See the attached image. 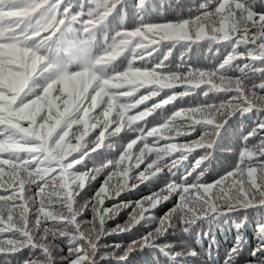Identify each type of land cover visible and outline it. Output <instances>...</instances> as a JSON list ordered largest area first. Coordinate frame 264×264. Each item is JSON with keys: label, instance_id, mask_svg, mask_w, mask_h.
<instances>
[{"label": "snow or ice", "instance_id": "1", "mask_svg": "<svg viewBox=\"0 0 264 264\" xmlns=\"http://www.w3.org/2000/svg\"><path fill=\"white\" fill-rule=\"evenodd\" d=\"M116 7L115 0H109L106 8L89 11L84 17L73 12L70 0H0V177L9 178L7 183H0L4 189L0 192V255L12 257L28 249L29 256L23 264H97L99 241L107 235L104 226L121 210L120 205L104 207L105 200L119 197L127 188L138 187L136 183L128 185V172L133 166L139 168L149 154L154 158L133 177L139 183L165 169L173 174L195 149H204L194 165H188L183 183L169 182L160 193L138 202L122 231L150 219L151 210L172 194L179 197V202L161 218L156 229L161 234L177 221L187 226L210 216L250 208L264 210V83H248L256 75L264 81V0H203L194 16L122 30L95 63L65 72L34 91V81L53 69L45 53L65 26L79 22L83 31L89 33L103 24ZM165 42L183 45L186 51L201 42L213 53L221 47L228 51L212 68L173 71L167 63L168 55L145 67L158 49L154 46ZM125 52L130 57L127 68L120 71L110 67ZM137 60L143 63L137 66ZM232 68L243 72L227 75ZM177 85H183L182 91L168 92L166 98L154 100L164 89ZM202 85L205 97L209 93L230 97L219 104L181 108L151 130L138 124L165 105L190 96ZM89 87L93 94L86 95ZM141 88H146V93L128 99ZM116 89L122 91H113ZM147 101L153 103L148 105ZM140 105H145L143 110L130 114ZM97 107L101 108L100 113L90 116ZM249 114L259 119L256 127L242 138L239 163L215 182H202L205 169L223 147L221 134L229 121ZM178 120L180 124L176 123ZM74 126H78L75 131ZM197 126L203 131L198 139L184 144L172 142L173 136H189ZM97 128L100 131L86 139ZM125 130L138 135L121 149L119 159L104 161L83 172L74 170L75 165L99 152L105 141ZM148 137L155 138L151 146ZM161 139L169 142L160 147ZM138 142H142V147L133 153ZM173 153L179 156L169 163L165 158ZM126 161L133 164L123 167ZM198 169L196 182H189L188 176ZM102 173L107 179L95 192L93 201L74 206L86 183ZM118 173L124 182L112 188L108 181ZM31 185L38 189V204L35 197L26 195ZM89 205L93 220L78 219ZM85 223L92 226L85 229ZM258 228L264 229V224ZM5 233L10 236L5 238ZM60 238L68 244L67 256L60 254L63 249L55 243ZM150 239H144L145 245ZM260 254L264 256V246Z\"/></svg>", "mask_w": 264, "mask_h": 264}, {"label": "trees", "instance_id": "2", "mask_svg": "<svg viewBox=\"0 0 264 264\" xmlns=\"http://www.w3.org/2000/svg\"><path fill=\"white\" fill-rule=\"evenodd\" d=\"M70 2L73 12L81 13L82 16L86 17L89 11L98 10L101 7L106 8L109 0H70ZM202 2L203 0H143V2L141 0H115L117 7L112 10L111 15L107 17L103 24L89 33L83 31V26L79 22H70L55 40L50 43L45 55L48 62L53 65V69L34 81V91L39 90L46 82L57 78L65 72L82 70L84 65L78 53L88 51L93 57H96L108 51L115 42L117 34L122 30L146 24H160L168 20L187 18L190 15L194 16L197 7ZM201 43V45L188 51L184 49L183 45L177 44L173 46L167 42L161 46H154L158 47V49L148 58L149 61L145 64V67L159 62L165 55L169 56L167 63H169V67L173 71L218 66V63L222 61L228 50L221 47L217 53H213L209 46L204 45L203 42ZM181 57H183V63H181ZM129 59V54L125 52L110 67L123 71L127 68ZM142 63L139 60L136 62L137 66ZM242 72L243 69L232 68L227 75L238 76ZM248 83H256L258 85L264 83V81L256 75L251 76ZM94 86L93 84L92 87ZM92 87L88 88L86 95L93 94ZM203 88L204 86L202 85L201 89H196L193 94L184 97L183 100L178 99L171 104L165 105L162 109H158L153 116L139 121L138 124L142 125L146 131L151 130L152 127L159 126L165 119L170 118L175 111L181 108L196 107L204 103L219 104L230 97V94L226 96L223 93H209V96L205 97ZM182 89L183 85H177L174 89L166 88L154 100L160 101L162 98H166L168 92L178 93ZM113 91L120 92L122 89ZM146 91V88H141L135 94V97L128 99H134L141 93H146ZM257 91H260V89H257ZM261 94H264V92H261ZM52 95L55 97L57 93L54 91ZM87 103L88 101H85V105ZM146 103L151 105L153 101H147ZM144 107L145 105H140L138 108L132 109L130 114H136L143 110ZM62 109L63 104L61 105ZM100 111V107L92 109L90 116H95ZM258 119V116L249 114V116L243 118L234 116L229 121L226 131L221 134L220 143L223 147L216 154L217 158L205 169L202 182L211 184L220 179L227 171L233 170L239 163V152L243 146L242 138L256 127ZM176 123L180 124L181 122L178 120ZM76 127L78 126H74L72 130L75 131ZM99 131V128L94 129L86 139H91ZM202 134V129L197 126L196 131L189 136H173L172 142L177 144L188 143L193 139H198ZM137 135L135 131L125 130L119 136L111 138V141H105V146L99 152L93 153L83 164L75 165L74 170L83 172L99 167L104 161L119 159L121 149L126 147V144L131 139L136 138ZM147 139L151 146L155 138L148 137ZM75 142V139H72V143L75 144ZM168 142L161 139L159 140V146L163 147ZM140 147H142V142H138L133 147L132 152L136 153ZM203 151L204 149L201 148L195 149L189 159L183 162V166L174 169L173 174H170L165 169L156 177L150 178L144 183H139L133 177L145 169L148 161L154 158L153 154H149L139 168L133 166L129 169L127 183L128 185L136 183L138 187L134 189L127 188L121 192L119 197L105 200L104 207L112 208L114 205H120L121 210L116 213L114 218L108 220L104 226L107 235L101 237L99 241L97 264H264V256L260 254V250L264 246V229L258 228V225L264 224V210L250 208L247 211H235L227 215L210 216L187 226L177 221L171 229L161 234L156 231L161 218L165 217L179 202V197L176 194H172L167 201H163L156 209L151 210L152 216L150 219L131 226L128 231H122L129 223L130 214L134 211L138 202L151 197L155 193H160L169 182L183 183V176L188 165H194L195 159L199 158V154L203 153ZM178 156L179 153H173L165 159L170 163L173 158ZM130 164H133V161H126L123 167H128ZM198 173L199 169L192 173L191 176H188V181L195 183ZM8 179L7 175L0 177V183H7ZM106 179L107 176L102 173L95 181L86 183L85 188L77 196L76 205L74 206L93 201L95 192L104 185ZM123 182L124 177L119 173L108 181L112 188L118 187ZM3 191L4 189L0 188V192ZM37 192L36 186L31 185L30 191L26 195L35 197L38 204L40 197L36 195ZM93 215L91 205H89L87 209L83 210L82 215L78 219L90 222L93 220ZM48 223L51 224V221ZM91 226L90 223L82 225L85 229ZM4 236L7 238L10 233H5ZM149 237L151 239L145 245L144 239ZM55 243L63 249L60 254L67 256L68 244L66 240L60 238ZM28 251V249H25L24 252L12 257L0 255V264H23V261L29 256ZM254 252L256 255H253Z\"/></svg>", "mask_w": 264, "mask_h": 264}, {"label": "clouds", "instance_id": "3", "mask_svg": "<svg viewBox=\"0 0 264 264\" xmlns=\"http://www.w3.org/2000/svg\"><path fill=\"white\" fill-rule=\"evenodd\" d=\"M78 55L80 56L81 61H82L83 65H84V67H85V66H88V65H91V64L95 63V61L98 58L102 57L104 55V53L103 54H99L96 57H93L90 52L83 51V52L78 53Z\"/></svg>", "mask_w": 264, "mask_h": 264}, {"label": "rangeland", "instance_id": "4", "mask_svg": "<svg viewBox=\"0 0 264 264\" xmlns=\"http://www.w3.org/2000/svg\"><path fill=\"white\" fill-rule=\"evenodd\" d=\"M233 260H234V258H233ZM235 262H236V260H235ZM235 262H234V263H235Z\"/></svg>", "mask_w": 264, "mask_h": 264}]
</instances>
